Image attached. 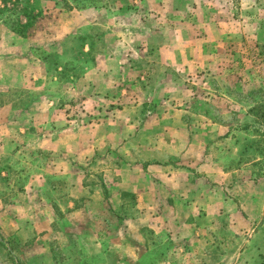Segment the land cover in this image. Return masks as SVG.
Masks as SVG:
<instances>
[{
    "label": "rangeland",
    "instance_id": "1",
    "mask_svg": "<svg viewBox=\"0 0 264 264\" xmlns=\"http://www.w3.org/2000/svg\"><path fill=\"white\" fill-rule=\"evenodd\" d=\"M69 2L0 22V264H264L214 203L264 190V0Z\"/></svg>",
    "mask_w": 264,
    "mask_h": 264
},
{
    "label": "crops",
    "instance_id": "2",
    "mask_svg": "<svg viewBox=\"0 0 264 264\" xmlns=\"http://www.w3.org/2000/svg\"><path fill=\"white\" fill-rule=\"evenodd\" d=\"M128 138H132L134 137L133 135H128L126 136ZM6 139V138H4ZM1 140V138H0ZM133 148V146L130 147V149ZM120 149V148H118ZM129 149V150H130ZM120 153H122V151H119ZM130 153L132 152L131 150L129 151ZM140 160L142 161L140 164L141 167H139V170L143 171V168H148L150 166V164H146L147 162V157L146 158H140ZM144 162V163H143ZM132 163V162H131ZM222 162H218L217 165L218 168H214V169H210L209 173L207 174L209 176V179L211 180V182H215L218 184H221V182H226V179L230 176V173L228 172L227 169H225V167L223 165H221ZM147 165V166H146ZM142 168V169H141ZM145 171V170H144ZM135 175L131 178V180L133 181L135 178H137L138 174L137 172H133ZM250 187L248 188V190L250 191L249 195L248 194H242L244 196H239L236 197V200H234V198H229V196H227L226 194H224L223 198H216V200L214 201V203H217L219 205H222L224 207H229V206H233L234 209H230L228 211L232 212V214H226V218H229V216L235 220H247L248 222H252L254 221L253 219H257L258 221H262V217L264 216V190H262L260 184H254L253 181H249L248 182ZM135 184V182H132V185ZM228 184V183H227ZM136 186V185H134ZM214 189V194L218 193V189L222 187L219 185H215ZM226 190H231L230 187H225ZM131 191L128 192H137L136 190L133 189V187L130 189ZM214 203H211V205H213ZM237 205L240 206H244L246 207V209H243V212H245V215L243 213H241V211H237ZM251 207V208H250ZM236 208V209H235ZM262 215L259 218V215ZM223 215H215V214H210L208 216L209 221H221ZM238 216V217H237ZM253 217V218H252ZM259 218V219H258ZM264 227V225H262V227H260L258 229V231L255 233L257 234L256 237V245L253 246V244L249 247L243 248L242 251H240L238 254L242 253L245 254L246 256L244 257V259H247V254L253 255L255 254L260 260H263L264 257V243H262L259 239H260V234L262 233V228ZM239 264H251V263H245V261L243 260V257H241ZM257 264V263H256Z\"/></svg>",
    "mask_w": 264,
    "mask_h": 264
},
{
    "label": "trees",
    "instance_id": "3",
    "mask_svg": "<svg viewBox=\"0 0 264 264\" xmlns=\"http://www.w3.org/2000/svg\"><path fill=\"white\" fill-rule=\"evenodd\" d=\"M40 1V0H39ZM38 0H0V22L8 29L26 38L32 34L38 21L45 18L47 8L42 7ZM64 10H72L74 6L69 0H61ZM39 4V5H38ZM259 57L264 52V44H256L250 50ZM260 116H264V104Z\"/></svg>",
    "mask_w": 264,
    "mask_h": 264
}]
</instances>
